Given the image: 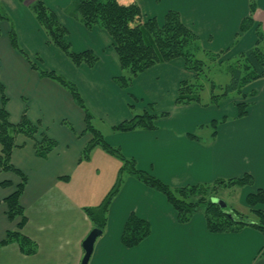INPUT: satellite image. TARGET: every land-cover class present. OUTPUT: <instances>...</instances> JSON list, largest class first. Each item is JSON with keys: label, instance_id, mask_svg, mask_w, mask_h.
<instances>
[{"label": "crops", "instance_id": "0c3cea01", "mask_svg": "<svg viewBox=\"0 0 264 264\" xmlns=\"http://www.w3.org/2000/svg\"><path fill=\"white\" fill-rule=\"evenodd\" d=\"M118 1L127 6L136 5L144 21L155 18L160 25L167 12H178L183 24L199 37L202 50L225 54L220 62L253 48L257 42L258 26L264 32V0H257L254 28L242 34L237 41L241 23L250 14V0ZM60 23L68 30L62 21ZM82 28L78 26L84 44H81V50L75 52L91 50L99 57V61L92 70L85 65L77 68L87 70L89 78L87 82L77 81L74 84L92 115L99 121L104 116L110 129L108 134L96 125L94 127L103 134L105 141L120 148L127 158L137 160L138 169L148 173V151L139 150L146 152L137 156L135 150L140 149L141 144H148V131L116 133L112 130L114 126L130 119L127 111L120 108L121 112H117L122 99L127 101L128 98L116 88L113 81L122 69L112 39L107 34L108 44L101 48L92 41L97 39L96 31L106 35L104 31L89 32ZM1 32L0 89L8 100L6 109L10 121L18 124L26 114L57 146L47 158L42 159L35 153L34 141L25 136L16 139L12 164L27 177L20 200L27 222L21 232L37 245L38 250L35 255L26 256L17 244L0 248V264H81L84 257L82 244L93 230L84 209L101 204L116 183L123 164L99 147L93 150L89 160H81L85 147L93 138L86 131L84 112L64 88L42 78L31 68L26 58L12 48L8 37L9 27L5 22L1 23ZM103 53L106 55L99 56ZM159 75L163 76L164 81L167 79L165 83H162ZM194 76L193 72L185 69L181 59H176L151 68L138 76L132 85L143 81L142 87L148 90V87L159 84L161 94L166 90L174 92L176 103L180 84L193 80ZM251 93L255 94L254 102H244L255 106L248 109L246 117L235 121L237 124L228 126L227 123L230 118L237 117L238 109L235 108L241 102L224 100L221 105L227 107V103H230L229 109L223 110L218 105L200 109L199 112L194 110L195 119L192 114L191 118L178 120L172 137L161 139L176 141L178 167L177 173L172 176H175L173 179L177 181V186L214 184L218 180L227 181L250 175L253 184L241 189H250V194L259 189L264 190V131L259 128L264 123V79L244 89V94ZM88 100L90 104H87ZM251 110L254 111V123L246 121ZM216 115L228 118L216 136L212 133L205 139L199 132L195 133L196 128L211 122L210 116ZM247 127H257V134H249L250 129ZM164 157L168 158L167 155ZM63 178H69V181ZM4 182L12 186L5 188L1 185ZM19 184V177L0 169V201L9 197ZM136 191L144 196L143 201L139 200L135 204L122 201V197L129 199ZM147 197L148 186L131 175L124 177L122 189L110 207L107 228L97 239L88 264H264V235L259 230L246 227L238 232L213 233L208 230L203 212L181 223L167 200L161 197L148 200ZM223 207L234 211L225 203ZM132 213L149 222L151 233L138 246L127 248L122 245L121 236ZM18 223L19 220L14 223L9 221L7 208L2 204L0 243L8 232L16 230Z\"/></svg>", "mask_w": 264, "mask_h": 264}, {"label": "trees", "instance_id": "16d2710c", "mask_svg": "<svg viewBox=\"0 0 264 264\" xmlns=\"http://www.w3.org/2000/svg\"><path fill=\"white\" fill-rule=\"evenodd\" d=\"M23 1V0H22ZM32 11L39 25L46 31L49 42L61 49L76 67L87 65L94 67L99 57L91 50L75 52L71 44L65 40L68 30L60 23L57 14L48 8L42 0L32 4ZM257 8V0H250V14L243 19L240 26L238 38L255 26L254 13ZM71 15L80 17L83 25L91 30L100 27L105 30L112 39V46L118 55L121 69L128 72L121 80L125 86H131L134 80L151 68L181 59L187 71L195 74L193 80L184 81L180 84L176 104L186 106L201 104V94L205 85L200 84L202 76L210 72L214 65H222L220 59L225 55L223 52L212 54L202 50L199 37L188 29L182 22L181 16L176 11H169L164 17L162 25L155 18L145 22H139L141 11L136 5H122L118 0H72ZM7 21L0 14V37L1 23ZM257 42L255 46L237 55L236 61L225 68L230 77L229 83L222 85L210 82L211 100L205 106H218L222 100L230 96L239 95L244 99L255 94H244V89L253 82L264 79V32L256 28ZM9 41L12 48L23 55L31 68L38 72L44 79H49L64 88L73 98L74 103L82 109L85 114L86 131L92 135V140L87 144L83 153L82 161L90 159L93 150L101 148L107 154L122 162L116 183L105 196L100 205L86 208L84 212L92 223L93 229L105 232L108 225V214L112 202L120 193L124 177L131 175L143 182L146 186L163 194L167 202L177 213L178 221L188 222L198 212H203L206 217L207 227L210 232H238L246 227L259 230L264 235V190L259 189L246 197V205L249 211L255 215L257 221L251 223L245 216L237 211L224 209L213 202L216 192L219 189L244 188L253 184V178L245 175L239 179L218 180L214 184H200L173 189L169 185L141 171L137 167L136 160L127 158L122 150L109 145L103 134L94 127V116L88 110L78 88L75 84L60 76L55 71H44L36 66L19 47L17 34L13 26L9 27ZM204 57V58H203ZM228 62V61H227ZM206 75V74H205ZM130 83V84H129ZM2 106L0 108V169L3 172L15 174L20 179L13 193L0 201L7 208V217L11 223L19 220L16 231L7 233L0 248L17 244L20 251L26 256H33L37 253V245L28 237L22 234L27 218L21 206L20 200L27 184V177L12 164V154L16 149L18 136H25L35 143V153L39 158L45 159L55 149L57 143L42 132L37 124L32 123L26 114L23 115L18 124L10 121V115L6 109L7 97L2 89ZM221 93L216 94V91ZM251 103L241 102L236 105L238 109L237 119L248 115ZM158 117L145 111L131 120L124 121L112 128L114 132L128 133L136 130L153 131L156 129ZM228 121L222 118L221 121L214 120L211 123L213 128ZM217 131L213 132L216 136ZM69 181V178H63ZM5 188L12 186L9 182L1 184ZM234 212V213H233ZM151 233L149 222L135 213H132L124 226L121 236V243L127 248H133L142 243Z\"/></svg>", "mask_w": 264, "mask_h": 264}, {"label": "rangeland", "instance_id": "374dc122", "mask_svg": "<svg viewBox=\"0 0 264 264\" xmlns=\"http://www.w3.org/2000/svg\"><path fill=\"white\" fill-rule=\"evenodd\" d=\"M36 1L38 0H23V1L0 0V14L7 19V21L5 20V23L8 25V27L13 26L17 34L19 47L24 51V53H26L27 57L34 64H36V66L39 67L41 70L55 71L57 72L58 75L65 77L70 82H73V84L76 83L77 81L87 82L89 78L88 71L77 69L79 67H76L72 63L70 58L61 49H59L58 47L54 46L52 43L49 42V37L46 31L39 25L32 11L31 6ZM42 1L46 4L48 8L54 10L58 14L59 17L58 19H60V21H62L67 26L68 33L65 37V40L71 44L72 47L71 49L73 51L81 50V44H84V41L82 40L79 34V30H78L79 25H81L84 28V30L86 29L89 32H94L95 30H102L100 32L104 31V34L106 35H100V33H97L96 31L97 39H95L92 42L96 43L95 45H99V47L101 48L107 46L108 39L105 36H107L108 33L105 30H103L100 27H94L93 29L89 30L83 25L80 17L74 16L73 14L71 15L70 11H72L71 9L72 0H42ZM139 22H145L142 19V16ZM100 55H106V54L103 53V54H99V56ZM235 61L236 58H231L230 60H226L222 65L211 66L213 67L211 71L206 72L205 73L206 75L204 74V76H202V79L199 81L200 84L205 85V88L201 94L202 103L195 104L196 107H191V108L190 107L182 108L179 105H177L174 102L175 94L171 90H166V92L161 94V90L159 89L160 87L159 84L154 85L152 88L148 87L147 90L146 88L142 87L144 84L143 81H138L137 83H134L131 86L129 85L125 86L121 80L118 81V79H120L121 77L128 76L127 71L120 70L119 73L115 76L116 78H114L113 81L116 85V88L126 98H128L127 101H125L124 98L122 99V103H121L122 105L121 107L120 106L117 107L118 108L117 112H121V109L127 111V115L128 117H130V119L134 118L137 115L143 114L145 111H148L150 114H154L158 117L155 123L156 129L153 131H148V144H141L140 149L138 148L135 149L137 151L136 153L137 156H140L141 154H144L146 151H148L147 165H148L149 175L169 185L173 189L180 188L175 183L177 181L173 179V177L175 176H172V174L177 173V167H178L177 159H176L177 157L176 156L177 146L175 145L176 141H171V142L161 141V139L165 137H172V135L175 133L177 129L176 123L178 120H186L187 118H189V116L191 118L192 114L195 112L194 110H197L199 112L200 109L204 110L210 108V106L207 107L205 106V104L210 103L211 95H212L209 81L222 85L229 83L230 77L226 73L225 68L228 67L230 64H233ZM94 67L90 69L92 70ZM159 77L162 83L166 82L167 80L166 78L164 81L163 76L159 75ZM84 78L87 79L84 80ZM129 93H131V95H129ZM219 93H221V91L219 90L216 91V94ZM225 100L254 102V97L249 96L248 99H244L243 96H239L235 94L234 96L232 95ZM222 102H224V100H222L219 103V105H221ZM87 104H90L89 100L87 101ZM227 104L229 106L230 103ZM252 105L255 106V104L251 103V106L249 107L250 109ZM97 106L100 107V105ZM212 106L215 105H211V107ZM228 106L227 107L222 106V109L223 108L229 109ZM233 108L235 107L233 106ZM236 109L237 107L235 108V110ZM253 113L254 111L251 110L250 113L251 115H249V118L246 119V121H250L254 123L253 121L255 120V118L253 117L254 116ZM103 117L104 116L101 117L102 120L100 121L99 118L94 117V125L99 127L102 131H104V133L107 132L106 134H108L110 129ZM195 118H196V114H193V119ZM213 118L217 119L218 121H221L222 116H218V115L210 116L209 119H211V122L207 125L204 124V126H200L196 128L195 133L199 132L200 135L206 139L215 130L219 131V129L222 127L223 124L220 123L217 128H213L211 126ZM238 120L239 119H237V117L233 119L230 118V121L227 124L228 126H230V124L233 123L237 124L235 121ZM231 127H235V126H231ZM247 128L250 129L251 131L250 132L248 130L249 134H257L258 131L257 127L255 128L247 127ZM259 128H261V130L264 131V123L259 125ZM259 132L263 133L262 131ZM157 136H160V138H157ZM139 150H146V151L139 152ZM262 151H264V148ZM164 155H167L168 158H165ZM142 165H145L144 162H142ZM250 192H251L250 189L243 191L241 188H233V189H219L215 194H216V198L223 200L226 206H228V208L234 209V211H237L241 215L243 214L247 221L254 223L255 221H257V218L249 211L246 205V197L250 194ZM160 197L166 200L163 194L148 187V197H147L148 200H155ZM139 200L141 201L144 200V196L141 194L140 191L133 192L129 199L122 197V201H124L126 204L129 203L135 204V202H138ZM243 207L245 209L247 208L248 210L247 209L245 210ZM248 228H252V227H248ZM16 230H17V226H16Z\"/></svg>", "mask_w": 264, "mask_h": 264}, {"label": "water", "instance_id": "95a60500", "mask_svg": "<svg viewBox=\"0 0 264 264\" xmlns=\"http://www.w3.org/2000/svg\"><path fill=\"white\" fill-rule=\"evenodd\" d=\"M213 202L223 207L224 202L220 199H213ZM102 235V232L98 229H93L89 236L84 240L82 246L84 250V257L81 264H88L94 251V246L97 239Z\"/></svg>", "mask_w": 264, "mask_h": 264}]
</instances>
